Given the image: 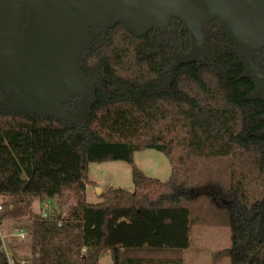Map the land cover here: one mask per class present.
Listing matches in <instances>:
<instances>
[{"label":"trees","instance_id":"trees-1","mask_svg":"<svg viewBox=\"0 0 264 264\" xmlns=\"http://www.w3.org/2000/svg\"><path fill=\"white\" fill-rule=\"evenodd\" d=\"M202 32L199 58L180 64L191 34L179 18L94 37L76 65L91 96L73 120L9 109L0 90V194L12 198L7 216L30 220V254L14 264H99L104 253L113 264H184L194 227L212 217L228 225L229 264H264V99L219 18ZM251 55L264 71V47ZM81 106V95L63 103ZM147 148L168 158L167 180L135 163ZM106 160L130 163L134 189L90 202L89 163ZM43 200L45 214L30 208ZM0 264H11L1 233Z\"/></svg>","mask_w":264,"mask_h":264},{"label":"water","instance_id":"water-1","mask_svg":"<svg viewBox=\"0 0 264 264\" xmlns=\"http://www.w3.org/2000/svg\"><path fill=\"white\" fill-rule=\"evenodd\" d=\"M71 6L52 8L57 19H42L46 29L37 37L44 41L52 59L39 63L14 61V37L19 13L13 5L0 7V90L5 106L16 111L43 113L65 120L83 114L92 87L76 75L80 50L90 40L87 22L107 27L120 20L136 35L163 27L171 17L181 19L191 34L190 50L175 64L199 58L202 25L220 16L222 32L245 52L248 70L255 79V95L264 99V71L251 52L264 47V0H70ZM72 95H81L76 111L63 107Z\"/></svg>","mask_w":264,"mask_h":264},{"label":"rangeland","instance_id":"rangeland-1","mask_svg":"<svg viewBox=\"0 0 264 264\" xmlns=\"http://www.w3.org/2000/svg\"><path fill=\"white\" fill-rule=\"evenodd\" d=\"M133 158L146 175L161 180H167L170 177L171 166L162 151L153 148L138 150L134 152ZM88 177L90 182L86 185L85 194L86 199L90 202L102 200L101 193L111 186L127 190L134 189L131 165L124 160L92 161L89 163ZM11 201V196L0 194V203L3 205V211L0 210V214L5 213L6 215L0 216V233L10 263L14 264L16 260H20L28 254L30 220L27 214L20 215L17 212H15L16 216H7L6 213L12 209ZM50 204L52 203L47 200L35 201L30 208L35 212L41 211L42 214L46 212V208ZM216 219L212 217V220L205 223L204 226L196 225L194 227L191 245L184 251V264H229L228 225ZM21 227L26 232L24 238L18 235V230ZM99 264H113L110 253L101 255Z\"/></svg>","mask_w":264,"mask_h":264},{"label":"flooded vegetation","instance_id":"flooded-vegetation-1","mask_svg":"<svg viewBox=\"0 0 264 264\" xmlns=\"http://www.w3.org/2000/svg\"><path fill=\"white\" fill-rule=\"evenodd\" d=\"M4 4L13 5L15 10L19 13V21L15 32L14 46H13L15 64L16 65H20L22 63L35 64L52 59L53 56L51 55V52L48 49L44 48V41L40 40L37 37V35L40 32L46 29V25L44 24L42 19H47L51 23L53 22L57 23V19L53 17L50 10L52 8L69 7L72 4L71 1L70 0H0L1 8H3L2 5ZM173 18L176 17H171L164 26H166L169 23V21L172 20ZM218 18L221 21V17L218 16ZM114 27L123 29L124 31H127L128 33H131L134 36H142L145 34V33L142 35L134 34L133 32L126 29L120 20H117L114 24L107 27H99L98 25L92 22H87L86 32L90 35V40L80 50L77 57V63L82 50L94 39V37L96 38L99 34L104 33L105 30Z\"/></svg>","mask_w":264,"mask_h":264},{"label":"built area","instance_id":"built-area-1","mask_svg":"<svg viewBox=\"0 0 264 264\" xmlns=\"http://www.w3.org/2000/svg\"><path fill=\"white\" fill-rule=\"evenodd\" d=\"M0 208H1V205H0ZM45 214V213H44ZM18 235L21 237V238H24L25 235H26V232L24 231L23 228H20V230L18 231Z\"/></svg>","mask_w":264,"mask_h":264},{"label":"crops","instance_id":"crops-1","mask_svg":"<svg viewBox=\"0 0 264 264\" xmlns=\"http://www.w3.org/2000/svg\"><path fill=\"white\" fill-rule=\"evenodd\" d=\"M42 202V201H41ZM49 202V201H48ZM41 212V211H40ZM42 214H44V213H42ZM5 220H7L8 218H4ZM15 218H13V220H14ZM16 220V219H15ZM22 228V227H21ZM19 230H20V228H19ZM18 230V231H19ZM29 240V239H28ZM12 246H14V245H12ZM28 254L27 255H25L23 258H26L27 256H29V254H30V248H29V246H28ZM5 250H7V249H5ZM7 252V251H6ZM23 258H20V259H23ZM113 263V262H112Z\"/></svg>","mask_w":264,"mask_h":264}]
</instances>
